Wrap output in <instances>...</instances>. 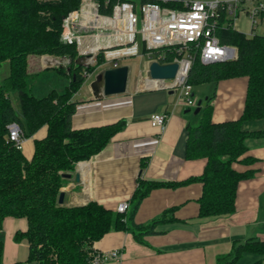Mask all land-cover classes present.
Instances as JSON below:
<instances>
[{
  "label": "trees",
  "instance_id": "obj_1",
  "mask_svg": "<svg viewBox=\"0 0 264 264\" xmlns=\"http://www.w3.org/2000/svg\"><path fill=\"white\" fill-rule=\"evenodd\" d=\"M95 1L99 12L109 13L116 0L106 5L103 0ZM80 2L0 0V64L4 61L9 64V73L0 82V228L8 216L25 218V229L17 230L14 239L27 242L26 261L37 264H91L88 253L93 242L111 229H129L137 240H141L143 234L155 233L154 226L162 218L146 224L131 222L137 204L154 187L175 186L190 180L166 182L138 178L127 218L125 213L116 212L115 206L110 208L92 201L76 206L58 204L63 175L72 171L76 162L99 152L124 124L123 120H117L103 125L71 127L76 103L72 99L74 93L87 75L104 62L102 52H98L93 65L77 62L75 43H65L60 38L63 18L78 9ZM223 16L215 32L221 44L236 47V58L202 63L195 52L187 82L193 86L243 76L246 89L242 112L236 119L212 121L206 103L198 124L187 128L185 158L205 159L202 173L192 178L202 183L198 198L200 217L234 211L237 184L250 172L237 171L232 163L251 159L248 156L239 159L247 149L246 137L264 136V130L242 128L244 121L264 117V37L247 36L224 22ZM140 51L146 52L143 44ZM43 54L67 57L66 67H50L68 81L63 91L51 89L36 97L31 93L27 57ZM158 54H162L160 62H170L177 56L168 48L153 52V56ZM14 92L20 115L11 103L10 93ZM12 121L17 122L24 137L45 128L42 137L33 138L30 158L7 139L6 125ZM2 246L0 239V264H21L2 261ZM246 252L261 254L251 264H264V240L254 237L233 245L230 252L217 257L216 264H234Z\"/></svg>",
  "mask_w": 264,
  "mask_h": 264
},
{
  "label": "crops",
  "instance_id": "obj_2",
  "mask_svg": "<svg viewBox=\"0 0 264 264\" xmlns=\"http://www.w3.org/2000/svg\"><path fill=\"white\" fill-rule=\"evenodd\" d=\"M244 15L249 30V21ZM144 54L140 51L138 56L148 58ZM118 59L116 66L122 65ZM43 62L46 63L45 59ZM43 62L39 63L36 55H29L27 69L30 65L33 72L39 71L45 68ZM106 67L112 66L106 64ZM103 69L88 74L74 93L72 99L76 103L71 127L103 125L117 120H123L124 124L99 152L76 162L73 170L63 175L64 181L59 189L63 194L62 202L58 204L76 206L92 201L114 208L117 202L125 200L128 201L124 212L127 218L131 207L129 201L138 178L166 182L190 180L175 186L154 187L137 204L131 222L146 224L162 218L154 226L155 233L143 234L141 240H137L129 229H111L93 242L92 248L119 249L121 264H216L217 257L230 252L236 243L250 237L264 240V136L246 137L247 149L239 159L246 156L251 159L232 163L235 170L249 171L250 174L238 182L235 209L229 214L198 215L202 183L192 178L202 173L205 159L184 156L187 128L198 124L206 103L209 117L214 122L236 119L241 114L246 77L193 85L194 104V96L200 100V108L194 113L195 105L176 102L172 91L143 87L141 77L146 74L147 66L140 69L137 78L129 77L127 73L124 92L94 95L91 83ZM153 112L167 113L162 130L150 125L148 117ZM242 128L264 130V117L246 120ZM44 134L45 128L41 127L31 136L24 137L21 150L25 157L32 155L33 138ZM25 227L23 217L4 218L0 228L2 261L37 264L36 261H26L27 242L14 239V233ZM256 259L250 263L244 259L242 264H251Z\"/></svg>",
  "mask_w": 264,
  "mask_h": 264
},
{
  "label": "built area",
  "instance_id": "obj_3",
  "mask_svg": "<svg viewBox=\"0 0 264 264\" xmlns=\"http://www.w3.org/2000/svg\"><path fill=\"white\" fill-rule=\"evenodd\" d=\"M111 0H103L106 5ZM116 0L109 13L98 10L95 0H81L78 9L70 11L62 20L60 38L65 43H75L79 57L89 61L102 52L104 64L116 66L123 56L140 55L139 43L146 48L145 56L156 60L155 50L168 48L177 53L170 62L177 63L172 78L141 77L145 88L164 89L176 95V102L193 105L192 85L187 82L188 72L198 52L202 63L234 59L237 49L221 44L215 32L222 15L231 21L239 12L246 14L249 21L247 36L264 37V0ZM93 30V32L91 31ZM82 32L84 34H82ZM49 56H41L42 62ZM82 61V60H81ZM54 62L58 63L55 59ZM159 63H170L160 62ZM44 63V62H43ZM51 63H44V65ZM167 113L153 112L148 121L151 126L162 130L167 121ZM7 139L17 149H21L24 136L17 122L6 125ZM128 201H119L115 211L124 213ZM90 263L109 262L121 264L120 250L89 251Z\"/></svg>",
  "mask_w": 264,
  "mask_h": 264
},
{
  "label": "rangeland",
  "instance_id": "obj_4",
  "mask_svg": "<svg viewBox=\"0 0 264 264\" xmlns=\"http://www.w3.org/2000/svg\"><path fill=\"white\" fill-rule=\"evenodd\" d=\"M233 27L241 32H246L248 30V26H247V21L245 18V15L240 12L238 14V16L233 20L232 23ZM93 32V30H91ZM82 34H84L82 32ZM98 54V53H97ZM96 54V55H97ZM45 55V54H43ZM43 55H36L39 59V63L41 60V56ZM96 55L93 56V58H90L89 61H86V58H82L80 60H82V64L83 65H93L95 63V59H96ZM49 57H52L54 59L58 60L57 62H49L46 61V63H51V64H47L45 65V68L37 71L33 72V69L30 65H28V70L30 72L29 75V82H30V87H31V93H33V95H35L36 97H41L43 95H45L49 90L51 89H55L59 92L63 91L68 79L67 77L59 74L57 71H55V69L51 68L50 66H58L61 65L63 67H66L68 64V59H66L67 57L65 56H51L48 55ZM120 64H126L129 68V72H128V76H134V77H138L140 69L143 66H148L149 62L152 61L149 58L146 57H140L138 55L135 56H123L122 58L118 59ZM106 64H102L100 66H98L95 71L99 68V69H103L105 68ZM94 71V72H95ZM93 72V73H94ZM9 73V64L7 61H4L0 64V82L2 81L3 77H5L7 74ZM92 73V74H93ZM93 76V75H92ZM90 75V77H92ZM39 95V96H37ZM194 100L195 103L198 100V98L196 96H194ZM10 99H11V103L12 106L16 112V114L20 115V109H19V105H18V98H17V94L14 93H10ZM195 104H193L194 107ZM192 107V106H191ZM192 107V109H193ZM251 256V257H248ZM261 254H255V253H244L240 258L238 257V260L236 262V264H242L244 259H246L245 261H249L248 263H250L251 261H253L254 259L260 257Z\"/></svg>",
  "mask_w": 264,
  "mask_h": 264
},
{
  "label": "water",
  "instance_id": "obj_5",
  "mask_svg": "<svg viewBox=\"0 0 264 264\" xmlns=\"http://www.w3.org/2000/svg\"><path fill=\"white\" fill-rule=\"evenodd\" d=\"M82 57L76 59L77 62L81 63ZM177 70V63H159L156 60L149 62L146 75L151 78H172ZM128 66L126 64L106 67L104 68L96 77V79L91 83V88L93 94L101 93L102 95L122 93L125 91L127 82ZM200 108V100L196 101L194 108V113H196ZM62 192H59L57 196V202H62Z\"/></svg>",
  "mask_w": 264,
  "mask_h": 264
},
{
  "label": "bare ground",
  "instance_id": "obj_6",
  "mask_svg": "<svg viewBox=\"0 0 264 264\" xmlns=\"http://www.w3.org/2000/svg\"><path fill=\"white\" fill-rule=\"evenodd\" d=\"M46 61L52 62L54 61V58L50 57V58H44Z\"/></svg>",
  "mask_w": 264,
  "mask_h": 264
}]
</instances>
